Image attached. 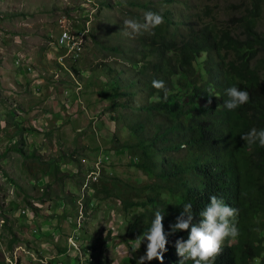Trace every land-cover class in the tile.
I'll return each instance as SVG.
<instances>
[{"label": "rangeland", "instance_id": "1", "mask_svg": "<svg viewBox=\"0 0 264 264\" xmlns=\"http://www.w3.org/2000/svg\"><path fill=\"white\" fill-rule=\"evenodd\" d=\"M93 1L97 3L96 14H93L89 23L90 29L85 35L89 49L86 51L83 49L80 56L69 64L71 71L72 67L77 71H72L74 79L70 76L64 78L67 83L82 81L83 88L88 85L81 93L84 105L72 103L71 108L68 107L65 111L59 104L60 100L56 98L64 87L68 90L70 88L66 86L67 84L59 88L56 86L49 88L43 103L27 111L28 119H24L22 126H25L26 132H32V134L23 138V132H20L13 122L15 112L12 113V111L16 103L20 104V100L19 93L15 94V91L9 88L14 81L13 74L18 73L10 61L12 52L18 48L32 51L30 55L33 53L36 55L34 60L42 63V54L47 48L48 41L51 40L50 36L55 32L52 28H56L58 20H65L66 23L73 20L82 25L85 21L83 14L89 16L95 12V8L89 0H0V120L4 118L3 121L6 124L0 131V264H8L6 257L16 245H20L25 252L32 254V257L24 254L17 259L16 264H66L70 261L68 252L62 256L59 250L63 249L66 236L71 234L76 205L72 198L73 194L70 192L74 190L79 176L69 177L67 175L69 169L64 162H69L73 158L75 161L72 166L75 167L77 166L76 157L81 159L86 156L87 158L93 156L94 151H96L94 154L96 157L97 150L103 147L114 149L112 145L115 144L112 141H103L110 139L112 133L103 137L99 136L86 118L88 115L102 119L104 117L106 125L113 130L115 123H111L110 119L112 120L115 114L129 111V106L113 107L112 102L117 101H113L109 96V89H104L114 75H118L120 79L121 90L129 89L134 92L132 101H128L129 105L139 104L145 100L142 88L138 84L139 78L130 83L131 72L124 71L127 65L123 59L141 60L143 56L141 51H144L147 55L142 61H154V54L150 52L146 43L152 36L165 33L166 28L169 31L168 37L173 36V39L179 42L185 39L189 22L197 28L209 24L216 29L236 30L239 27L237 18L246 14L244 9L246 0ZM241 2L243 5H239ZM150 10L161 13L164 16V23L150 32L125 35L123 20L134 18L142 21L144 13ZM254 11L252 9L249 14H254ZM256 20L258 29L264 32V0H261ZM15 35L20 36L21 42L18 41L20 45L15 43L14 47ZM167 54L172 53L169 51ZM134 68L138 69L137 66ZM29 75L30 73L25 74L26 78H29ZM26 78L20 77L21 84L14 82L13 86H16L18 91L21 90L20 92H27L26 86L29 85V81ZM98 89L100 94L97 95ZM9 91L12 92L9 93ZM21 95L22 103L26 104L33 105L36 98H39L32 93ZM54 95L55 98H53ZM14 96L17 98L15 99ZM4 98L7 102L8 98H14L16 103L9 104L10 101L7 103ZM38 100L40 102V98ZM121 101L126 103L124 99ZM84 110H88V115ZM62 115L65 117V123L58 121ZM30 124L33 130L29 127ZM116 124L121 123L116 122ZM111 126L114 128L112 129ZM116 129L119 127L116 126ZM151 129L152 124L148 123L145 134L148 135ZM103 130L106 132V128L102 129V132ZM117 133L124 142L126 139L123 135L121 136V130ZM22 142L23 147L19 153L17 150H20ZM31 152L38 156L37 160L29 157L28 154ZM60 154H66L68 158L61 159ZM128 154L130 153L115 154L116 158L105 164L104 173L110 175L111 171L114 174L110 176H115L116 179L112 180L113 184L105 185V192H100L95 198L94 205L86 209L82 224V234L87 233L95 239L93 242L96 250L92 248L93 251H97L95 259L100 260V252L108 262L107 264H116L118 260H122L124 264L127 263L128 251L131 253V259H138L145 253L142 247L132 252L128 244L120 241L125 236L129 237L130 226L137 212V209L121 208V198L140 199L143 196V184L163 183L154 176L148 178L143 172L141 174L131 162L132 155ZM137 156L135 154L134 157ZM54 158L60 159L59 172L48 176L42 174V170H47V160ZM75 168H83L80 161ZM34 181L39 182L35 184ZM42 186L44 191H41ZM107 188L110 189L107 190ZM66 199L67 204L59 207L56 201L61 203ZM23 212H26L28 218L32 217V214L39 218L40 221L37 220L36 225L40 231L36 237L27 228L25 221L28 219L24 217ZM112 214L114 227L111 229L114 230V235L107 230L110 228L108 224L112 220ZM117 214H120V220L117 219ZM55 228L59 229L60 234L54 230ZM51 232H54V239L50 243L51 237L48 239L45 237L51 235ZM108 233L111 244L103 248V239ZM83 240L87 242V238ZM69 254L73 252L69 251ZM18 255H20L19 252L13 254L14 258Z\"/></svg>", "mask_w": 264, "mask_h": 264}, {"label": "trees", "instance_id": "2", "mask_svg": "<svg viewBox=\"0 0 264 264\" xmlns=\"http://www.w3.org/2000/svg\"><path fill=\"white\" fill-rule=\"evenodd\" d=\"M260 3L246 0V14L237 18L236 30L204 24L190 25L179 42L165 33L152 36L146 44L155 60L142 61L144 51L141 60H135L139 67L135 76L145 100L129 105L130 93L115 91L117 97H128L126 103L113 105L129 106L121 115L132 118L125 124L134 133L133 143L119 144L116 151L135 149L136 167L163 182L143 186L142 191L149 193L141 201H124V208L143 209L131 224L133 238L139 239L150 226L156 209L164 211L163 226L168 232L181 211L179 205L191 202L198 215L209 196L216 195L239 209V235L232 243L231 238L225 240L214 264H256L258 260L264 264V147L258 143L250 147L241 139L253 127L264 128V32L256 20ZM153 79L165 82L167 100L152 87ZM233 85L248 91L250 100L229 111L224 101L226 89ZM148 123L152 129L147 135ZM199 219L194 217L197 223ZM48 237L53 239L52 234ZM187 237V230L169 235L163 261L144 264H179L174 243ZM59 251L65 252L64 247ZM125 264H136V260Z\"/></svg>", "mask_w": 264, "mask_h": 264}, {"label": "clouds", "instance_id": "3", "mask_svg": "<svg viewBox=\"0 0 264 264\" xmlns=\"http://www.w3.org/2000/svg\"><path fill=\"white\" fill-rule=\"evenodd\" d=\"M89 1L93 3L95 12L91 13L89 16L87 14H83V16L85 17V21H83L82 25L77 24L76 20H75L76 22H74L73 20H69L67 21V23L65 22V20H58L56 28H52V30H55V32L50 36L51 40L48 41L47 48L42 54L41 57L42 63H39L38 60H34V58L36 59V55L34 53L30 55L32 51L18 48L12 52V58H10V61H12V65L14 64V68L18 73L15 74L12 73L14 77L13 78L14 81H12V83L10 84L11 87L9 88L11 90L13 89V91H15V94L20 93L19 91L21 90L18 91L16 86L15 87L13 86V83L17 82L18 84H21L20 77L26 78L25 74L30 73L29 78H26L29 81V85L26 86L28 87L27 89L28 91H32L33 93H39L40 91H47L48 93L49 88H52L54 86L59 88L61 87V85L67 84L66 86L69 87L70 90L64 87L56 98V100L58 101L60 100L59 104L62 106V108L65 111H67L68 107L71 108L72 103H75V105L76 104L78 105L79 103L82 104L81 106L84 105L81 93L86 90L88 85H85V88H83L82 81L80 80L79 82L70 81V83H67L65 82L64 78L70 76L74 79V75L72 71L73 70L76 71V69L72 67L73 70L71 71L68 66L69 64H71L72 61H74L80 56L83 49L84 51L89 49L88 45H86L85 35H87L90 29L89 23L91 22V18L93 14H96V9H97V3L94 2L93 0H89ZM163 23H164V16L161 13L150 10L144 13L142 21L136 20L134 18L124 19L123 27L124 29H126L125 35L132 36V35H140L145 32H150L152 29L162 25ZM191 24L193 23L189 22L187 24V28ZM168 32L169 31L167 29V32H165L167 36H168ZM18 41L21 42L20 36L15 35L14 47H15V43L17 45H20ZM123 60L126 61V65H127L124 68V71L128 70L131 72L130 83H132V81H134L138 76V75L135 76V72H137L139 67L138 69L134 68L136 59L126 58ZM79 75L81 76V74ZM69 84L71 87L68 86ZM151 85L153 88L157 90H161L164 94L163 99L167 100L168 89L163 80L153 79L151 81ZM125 86L127 87V85ZM120 88L121 85L118 75H114L112 80L110 79L108 84L104 87V89L110 90L109 96H111L113 101H117V102H112L113 104L115 103L123 104L124 102H122L121 99H124L126 101V99L128 98V97H122V98L117 97L115 95V91L116 92L128 91L131 97L134 94V92L129 89L121 90ZM96 94L97 95L100 94L99 89L97 90ZM226 94L228 99L224 101V106L229 111L236 110L241 105L248 103L250 100L249 92L246 90H241L239 87L235 85L228 87L226 89ZM14 98H8L10 101V102L8 101L9 104L11 102L13 104L16 103ZM98 99L100 100V96ZM4 100L7 102V99L4 98ZM113 104H112L113 107H122L120 105L114 106ZM40 105L41 104H39V106ZM27 111L28 109L25 106H23L21 103L20 104L16 103L15 109L14 111H12V113L15 112L14 114L15 118L13 122L16 125L17 129H19L20 132H23V138H27L32 134V132L30 133L26 132L25 126H22L24 123L23 119L27 118L26 116ZM84 112L87 113L88 115V110L87 111L84 110ZM121 114L123 113L121 112L119 115L115 114L112 120L110 119L111 123L113 124L115 123V128L114 126L113 127L111 126L112 129L114 128L113 130H111L108 125H106V120L104 117L103 119L90 115L86 117L87 120L90 121L89 125L95 128L94 132L97 133L99 136L103 137V135H109V133H112L110 139L107 138V140H103V141L105 142H108L109 140L112 141L115 144L112 145L114 149H105V147H103L97 150L96 157L94 155L96 151H94L93 156H88L87 158L86 156L81 159H78V157H76L77 166L75 167H78L80 161V163L83 165V168L81 169H77L73 167L74 166L73 163L75 161L73 160V158H71L69 162H64V164L69 169L67 172V175L69 177L79 176V179L77 180V183L74 186V190L70 192L73 194L72 198L76 205V214L73 224L71 226V234L69 236H66V242L64 244L65 252L62 253L63 254L62 256H64V253L68 252L69 255L68 260L70 261H68V263L66 264H107L108 263L102 257L99 251L98 252H99L100 260L97 261L95 259L97 251H93L92 249L94 248V250H96V246L94 245L93 242L95 239L89 236L87 233L82 234V224L85 219L86 209L94 205L95 198L99 196L100 192H105L106 189L105 185L113 184L112 180L116 179L115 176H110L114 174L113 172L110 171V169L108 170V172L110 171L109 172L110 175L105 174L103 170L105 164H108L111 161V159H113L114 157L116 158L115 154L117 155L121 154L116 151L117 149L115 147L122 143L123 144H126L127 142L133 143L134 141V133L125 124V122H130L132 118L124 117ZM57 116H58V112L56 113V117ZM79 119H81V117ZM3 120L4 118L0 120V131L4 129L6 126ZM58 121L60 123H65L66 121L64 115H62ZM116 122L121 124L117 125ZM58 124L59 123H57V125ZM116 126H118L119 129H116ZM29 127L32 128L31 124L29 125ZM105 128H106V132L105 130H103L104 132H102V129ZM80 130L82 129L80 128ZM119 130H121L122 132L121 136L123 135V137L126 139L124 142L121 141V137L117 133V131ZM241 139L245 141V143H247V145L250 147L257 143L259 144V146L264 147V128L257 129L256 127H253L248 132L242 134ZM22 144L23 142L20 144L21 145L20 150H17L19 153L21 152V149L23 147ZM90 150L92 151V149ZM127 152L130 153L128 154L129 156L132 155L131 162L133 163L134 166H136V163L138 161V156L134 157L135 154L137 155L136 150L135 149L129 150L128 148H124L122 151V153H126V154ZM33 153L31 152L30 154H28L29 157L37 160L38 156ZM60 157L61 159L63 157H64L63 159L68 158L66 154L65 155L60 154ZM59 164H60V159L58 158L48 159L47 170L44 169L42 170L41 173L42 174L44 173L47 176L53 175L54 173L59 172L58 170ZM138 170L142 174L143 171L140 169ZM26 171H27V167H26ZM145 176L147 175L145 174ZM34 182L36 184L39 181H34ZM148 184L149 183L143 184L142 188L143 186ZM49 186L50 185L48 184V187ZM109 189L110 188H107V190ZM41 191H44L43 186ZM142 193L143 196L141 198H144L149 193V190L147 189L145 191H142ZM67 199L62 201L61 203L60 201H56V202L59 203L58 205L59 207L61 206L63 207L65 204H67ZM121 199L122 201H120V204L122 203L121 208L123 207V209H124L125 200L141 201L140 199H129V198H121ZM168 200H171V197L168 196ZM34 204H36V202H34ZM179 206L181 207V211L179 215L175 217V222L169 224L168 232H165L163 226L164 211H161L159 209H156L154 211V215L153 218L151 219L150 226L143 232L142 235L138 236L139 239L133 238L129 230V237L125 236L123 240H120L121 243L124 242L128 244V248H130L132 252H135L141 247L145 252L143 255L139 256L138 259L136 258L131 259V253L128 251L127 255L129 257V260H136V264H144L145 261H151L153 259H157L162 262L163 253L167 251L166 245L168 244V236L180 230H187L188 231L187 239L185 240L183 238H177L174 243L176 253L179 257H181L179 264H184V261L186 260L193 261V264H214L216 258L219 255H221L224 250L225 240L231 238L229 242L232 243V241H235V239L238 237L239 229L236 225V218L239 214V209L225 204L222 197H218L216 195H210L209 201L207 202L205 207L201 211H199L198 215L194 214L193 205L191 202L183 203L182 205ZM138 207L141 210H143L142 207L140 206ZM139 208L132 207L129 209H137V212L135 214L136 217V215L141 211ZM23 211L25 210L23 209ZM23 214L25 215L24 217L28 219L27 221H25L24 218L27 228L30 229L31 234L32 235L34 234L36 237L37 233L40 231L39 227H37L36 225V221L39 220V218H36L35 217L36 215L33 214L32 217L28 218L26 212H23ZM197 216L200 217L198 223L195 222L194 220V217ZM116 217L118 220H120V214H117ZM1 221L3 222V220ZM113 223H114V215L112 214V220L108 224V227L110 228L107 229L109 233H112V235L115 234L114 230L111 229L114 227ZM54 230H56L57 233L60 234L58 232L59 230L58 228H55ZM109 233L103 239L104 242L102 244L103 248H106L107 247L106 245L111 244L110 241L111 239L108 238L110 236ZM51 234H52V238L54 239L53 237L54 232H51ZM83 238H87V242H85ZM144 241H146V250H144V246H145ZM51 242L52 241L50 240V243ZM69 251H72L73 254L70 255ZM16 252H19L20 255L14 258L13 254ZM9 254L10 255L6 257L8 264H16L17 259L23 257L24 254L32 257V254L25 252L20 245L19 246L16 245ZM40 261L42 263H45L43 260ZM116 264H124V262L122 260L121 261L118 260ZM256 264H260L259 260L256 262Z\"/></svg>", "mask_w": 264, "mask_h": 264}, {"label": "crops", "instance_id": "4", "mask_svg": "<svg viewBox=\"0 0 264 264\" xmlns=\"http://www.w3.org/2000/svg\"><path fill=\"white\" fill-rule=\"evenodd\" d=\"M20 92V91H19ZM9 93H11V92H9ZM22 93H26V94H30V93H32V94H34V95H36V96H39V98H40V102H39V98H36L37 100H36V102H35V100L31 97V99H33V101L35 102V104H26V103H22ZM47 91H40L39 93H33L32 91H28L27 90V92H20L19 94H18V96H19V100H20V103L23 105V106H25L27 109H28V111L30 110V109H32V107H36V106H39V104L42 102L43 103V101H44V98H45V96H47ZM17 96V95H16ZM17 96V97H18ZM15 97V96H14ZM17 97H15V99L17 98ZM53 98H55V95L53 96ZM39 102V104H37ZM23 121H24V119H23ZM63 122V121H62Z\"/></svg>", "mask_w": 264, "mask_h": 264}]
</instances>
